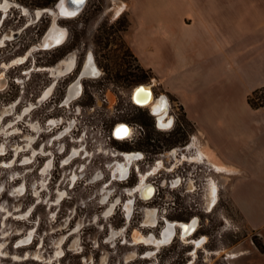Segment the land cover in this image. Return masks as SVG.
<instances>
[{
    "label": "rangeland",
    "instance_id": "obj_1",
    "mask_svg": "<svg viewBox=\"0 0 264 264\" xmlns=\"http://www.w3.org/2000/svg\"><path fill=\"white\" fill-rule=\"evenodd\" d=\"M8 1L7 10L0 6V20L7 14L0 23V264H264V251L254 242L257 238L264 246L262 238L248 227L233 203L224 171L217 172L205 162L191 163L189 179L172 189L161 176L155 182L162 184L159 193L143 199L139 192H129L139 181L135 175L121 182L107 179L109 171L104 164L110 157L104 154L112 147L143 149L150 147V138H154L152 148L157 151L184 143L195 129L179 104L180 121L172 132L152 130L147 109H140L131 118L148 130L142 141L134 145L104 143L103 153H95V162L89 164L78 158L58 167V157L56 170L45 174L43 169L42 173L46 153L55 150L57 141L49 147L43 127L33 133L31 124H41L52 103L62 97L63 88L76 77L69 72L56 76L43 66L53 65L68 51L82 46L77 54L79 66L92 52L108 82L124 87L151 85L155 80L129 48L123 0H87L77 16L57 18L67 39L65 36V42L50 50L43 48L52 46L42 43L55 17L38 15L37 9H54L58 0ZM56 80V98L40 97L49 87L52 90L53 84H49ZM153 90L173 99L162 86ZM28 136L36 142L34 156ZM195 144L200 152L203 146ZM99 168L105 177L93 175ZM151 208L158 215L153 226L144 221ZM169 220H193L196 224L193 230L176 227L172 239L158 246L135 239L136 233L162 236Z\"/></svg>",
    "mask_w": 264,
    "mask_h": 264
},
{
    "label": "crops",
    "instance_id": "obj_2",
    "mask_svg": "<svg viewBox=\"0 0 264 264\" xmlns=\"http://www.w3.org/2000/svg\"><path fill=\"white\" fill-rule=\"evenodd\" d=\"M139 65L179 104L264 243V0H123ZM112 8H116L113 6Z\"/></svg>",
    "mask_w": 264,
    "mask_h": 264
},
{
    "label": "built area",
    "instance_id": "obj_3",
    "mask_svg": "<svg viewBox=\"0 0 264 264\" xmlns=\"http://www.w3.org/2000/svg\"><path fill=\"white\" fill-rule=\"evenodd\" d=\"M95 66L99 73L82 77L80 91L77 95L68 102H64L70 86L67 85L63 90L62 97L58 102L54 101L49 111L45 113V119L41 124L38 121L31 124L33 133L43 127L41 132L49 135L47 141L49 147L54 146V141H57L55 150H48L47 160L50 159L54 163L55 159L59 157L60 167L68 166L78 158L88 160L87 164L94 163L93 156L95 153H103L102 144L104 143L134 145L145 139L148 132L146 126L131 118V115L140 109H147L148 115L153 121L150 128L155 132H172L180 121L177 101L163 93L155 94L153 87H161L158 82L151 80V85L149 83H133L124 87L119 86L106 81L103 69L98 68L96 62ZM139 85L152 91V100L163 102L164 107L162 105L159 112L155 113L149 106H144L135 100L134 90ZM54 92L55 89L50 91L46 98L43 97V94L40 97L56 98L57 95ZM88 99L89 101L86 102L85 100ZM250 100L258 105L264 104V91L254 92L250 95ZM122 128L127 129V134L120 131ZM189 137V143L172 146L162 151L153 150L154 138L149 139L150 147L143 149L112 147L110 152L104 154L110 157L107 164H104V167L109 171L107 179L121 182L127 181L133 175L138 178L140 175L145 176L146 180H149L154 187L153 197L159 193V187L162 186L161 183L155 184V182L164 176L162 181L168 182L169 187L173 189L189 179L192 174V171H187V168L191 163H194L191 161V157L195 155L196 149L191 148L190 145L192 142L200 144L199 139L201 138L196 130ZM74 148L78 150V154L65 160ZM41 151L45 154L44 149ZM127 153L134 154V158L128 172L124 176H120L113 171L112 166L117 160L125 159ZM93 175L105 177L100 168L95 170Z\"/></svg>",
    "mask_w": 264,
    "mask_h": 264
},
{
    "label": "bare ground",
    "instance_id": "obj_4",
    "mask_svg": "<svg viewBox=\"0 0 264 264\" xmlns=\"http://www.w3.org/2000/svg\"><path fill=\"white\" fill-rule=\"evenodd\" d=\"M86 3H87V0H84V3H82V4L81 3H77L76 0H59L57 2V4H56L55 8H54L55 10L52 7H46V8L37 9L38 15H42L45 12H49L51 16L55 17L54 26L50 28L49 32L47 33V35L44 38V41H43L42 45L52 46L53 47V46H56V45L62 43L64 41V39L62 37L66 33H65V30H64V27H62L61 25H59L58 22H56L57 18H59V17L73 18L74 16H77L79 13L82 12V10L85 7ZM0 6L2 8H4L5 10H7L10 7V2L8 0H5V1L2 0V1H0ZM25 11L27 12L26 9H25ZM37 11H36V14H37ZM66 32H67V29H66ZM66 62H68V66L70 67L71 66V61L70 60H65V61L59 62L57 65H54L53 67L50 68V70H52L53 74H56V75L60 74L61 75L62 73H64L66 71V69L64 70V67H63L66 64ZM81 69H82V76H78L77 79H75V81H73L70 84L64 102H68L75 95H77L79 93V91H80V79L82 77H84V76H86L88 74L97 75L99 73L97 67L95 66L94 57H93L92 52H90L88 54V57H86V59L84 61V64H83ZM79 72H81V71H79ZM65 73H67V72H65ZM49 89H50V87H49ZM49 89L45 90L44 97L46 96V93L49 91ZM142 95H143L144 98L148 97V93H145L144 91H143V93L141 91V98H142ZM139 103H141L142 105L144 104V106H149V108H151L152 111H154L155 113L159 112L160 111V107L163 105L162 101L152 100V96L149 97L147 102H144V103L139 102ZM163 107H164V105H163ZM28 137H29L28 140L31 141L32 137L31 136H28ZM30 143L31 142H29V144H28L29 147L32 144V143L31 144ZM195 143L196 142L193 143L194 147H191V148L196 149V153H195L194 156L191 157V161L192 162H200V163L206 162V159L204 157L203 148L200 149V152H199V148H198V146ZM72 150H73L72 154L66 160H68L72 156H76L78 154V150L77 149L74 148ZM133 156H134V154H131V153L125 154V159L117 160L115 162L116 163L115 169L113 168L115 163L113 164L112 169H114V171H116L120 176H124L129 170V166H130V164H131V162H132V160L134 158ZM4 164H5V162H4ZM46 165H47L46 168L49 167L50 166V161H47ZM46 168L44 167V171H45ZM226 168L227 167L221 166V165H215L214 167H212V169H214L217 172H223V171L226 172L225 171V170H227ZM224 174H226V173H224ZM138 180H139V181H137L138 183H136L134 186H132L129 189V192L130 193L139 192L138 195L142 196L141 197L142 199L144 197H150L153 194V191H154L152 185L147 182L145 176L140 175ZM175 183L177 184V181ZM192 186H193V184H192ZM145 200H147V199H145ZM128 210H130V205H128ZM157 218H158V215H157V210L155 208L147 209V211H146V219L144 220L145 224L153 226L157 222ZM192 221L193 220L190 221L191 223L190 222L188 223V222H184V221H170L169 220L168 221L169 223L167 224V227L164 230L162 236L155 237L152 233L147 235V236H141V235L136 233L135 239L142 238V240L147 241V242L148 241L152 242V243H154V244H156L158 246L159 244H161L163 242H168V241H170L172 239V237L175 234L176 227H182L183 229H185V226H187V227L190 226V229L194 228L196 223L192 222ZM196 240L197 239L194 240L195 244L198 243Z\"/></svg>",
    "mask_w": 264,
    "mask_h": 264
},
{
    "label": "flooded vegetation",
    "instance_id": "obj_5",
    "mask_svg": "<svg viewBox=\"0 0 264 264\" xmlns=\"http://www.w3.org/2000/svg\"><path fill=\"white\" fill-rule=\"evenodd\" d=\"M59 1V0H58ZM57 1V2H58ZM57 4V3H56ZM56 4H54V6H56ZM53 6V7H54ZM42 8H46V7H42ZM55 8V7H54ZM45 13H49V12H45ZM50 14V13H49ZM80 14V13H79ZM7 14L5 13L4 14V16H3V18L0 20V23H2L3 22V20H4V18H5V16H6ZM75 17V16H74ZM46 32H47V30H46ZM46 32H45V34H46ZM65 36H66V34L65 35H63V39H65ZM66 39H67V36H66ZM66 39H65V41H66ZM64 41V42H65ZM64 44V43H63ZM62 44V45H63ZM61 46V45H60ZM57 47H59V46H53V47H50V48H43V49H47V50H50V49H54V48H57ZM81 48H82V46H80V48L77 46V47H75V48H73L71 51H68V53H66L65 55H64V57L63 58H61V59H59L58 61L59 62H61V61H65V60H70L71 61V66L69 67L68 66V62H66V64L63 66L64 67V70L66 69V71L65 72H67V74H68V72L70 73V74H76V77H75V79L78 77V76H82V69H81V72H80V75H79V71H80V68H81V66H79V64L77 63V58H78V56H77V54L78 53H80V50H81ZM90 53V52H89ZM88 53V54H89ZM70 54V55H69ZM69 55V56H68ZM67 56V57H66ZM87 57H88V55H87ZM55 62L53 65H50V66H43L44 67V69L45 70H50V68L51 67H53L54 65H57L59 62ZM73 66V67H72ZM49 68V69H48ZM50 71H52V70H50ZM59 71V70H58ZM64 72V73H65ZM64 73H62L61 75H65ZM54 75H56V74H54ZM56 76H60V74L58 75H56ZM75 79H73V81L75 80ZM73 81H71L70 83H68V85H70ZM57 83H58V80H56L55 82H51L49 85H52V90H54L55 88H56V85H57ZM67 86V85H66ZM65 86V87H66ZM65 87L63 88V90L65 89ZM49 89V88H48ZM51 89V88H50ZM52 90H49V91H52ZM42 94V93H41ZM190 136V135H189ZM188 136V138L184 141V144H186V143H189L190 142V140H189V137ZM36 142L32 139V147H31V156H34V154L35 153H37V150L36 149H34V147H33V144H35ZM193 143L194 142H192V144L190 145V147H194L193 146ZM44 149V147L42 146L41 148H40V150H43ZM39 153V152H38ZM48 154V153H47ZM44 155H46V154H43V156ZM207 160V159H206ZM32 160L30 159V161L29 162H31ZM47 161H50V159L49 160H46V161H43V163H42V165H41V169H42V173H43V169H44V167L46 168V163H47ZM205 163H207L208 165H210L209 164V162L208 161H206ZM57 165H58V167H60L59 166V162L57 161ZM54 170H56V161L54 162V163H52L51 161H50V166L49 167H47L46 169H45V174H47V172L46 171H49V174H51V172H53Z\"/></svg>",
    "mask_w": 264,
    "mask_h": 264
},
{
    "label": "water",
    "instance_id": "obj_6",
    "mask_svg": "<svg viewBox=\"0 0 264 264\" xmlns=\"http://www.w3.org/2000/svg\"><path fill=\"white\" fill-rule=\"evenodd\" d=\"M141 90H143L145 93H148L147 98H144V97L141 98ZM143 91H142V93H143ZM133 95H134V98L136 101L144 103V102H147V100L149 99L150 96H152V91L143 85H139L135 88Z\"/></svg>",
    "mask_w": 264,
    "mask_h": 264
},
{
    "label": "trees",
    "instance_id": "obj_7",
    "mask_svg": "<svg viewBox=\"0 0 264 264\" xmlns=\"http://www.w3.org/2000/svg\"><path fill=\"white\" fill-rule=\"evenodd\" d=\"M249 101H250V103H251L252 106H258L257 104L253 103V102L250 100V98H249ZM149 117H150V116H149ZM150 118H151V117H150ZM152 123H153V121H152V119H151L150 127L152 126ZM254 242H255L256 246L259 248V250L264 251V246H263V244L260 242L259 239L254 238Z\"/></svg>",
    "mask_w": 264,
    "mask_h": 264
},
{
    "label": "snow or ice",
    "instance_id": "obj_8",
    "mask_svg": "<svg viewBox=\"0 0 264 264\" xmlns=\"http://www.w3.org/2000/svg\"><path fill=\"white\" fill-rule=\"evenodd\" d=\"M76 2L82 4V3H84V0H76ZM141 91H143V90H141ZM120 131L122 133H124V134H127V129L126 128H122Z\"/></svg>",
    "mask_w": 264,
    "mask_h": 264
}]
</instances>
